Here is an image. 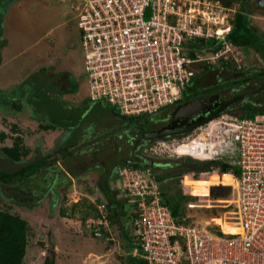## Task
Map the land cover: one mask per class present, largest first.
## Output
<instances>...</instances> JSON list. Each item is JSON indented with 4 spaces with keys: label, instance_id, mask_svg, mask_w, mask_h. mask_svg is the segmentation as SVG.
<instances>
[{
    "label": "rangeland",
    "instance_id": "rangeland-1",
    "mask_svg": "<svg viewBox=\"0 0 264 264\" xmlns=\"http://www.w3.org/2000/svg\"><path fill=\"white\" fill-rule=\"evenodd\" d=\"M81 5L82 0H0V54L3 57L0 65V128L10 133V124H23L19 133L24 136L31 153L22 161L39 152L38 149L32 150L33 144L39 145V141L35 143L34 140V134L41 131L39 128L35 130L37 124L54 127L48 133L44 130L41 133L40 141H44L41 145L48 146L41 147L43 155L52 151L51 154L57 156V152L66 142L56 144V141L65 136V130L73 132L75 129V134L69 136L71 144L76 142L70 150V156L58 159L57 166L44 169L41 174L27 181L0 184V209L19 214L27 220L31 228L23 264H42L46 256L52 257L55 264H131V261H135L130 257L125 229H122L121 233L111 226L113 240L109 242L108 239L93 236L84 225L87 219L83 218L85 204H92V208H87L89 217L97 212V200L101 199L97 196L100 192L96 185L100 171L99 168L93 167V163L104 161L107 169H112L115 162L119 163L128 154L131 142L133 145L135 142L132 138L128 140L121 137L117 130L120 122L126 118L114 116L112 109L104 101L91 102L88 99L89 86L84 70L80 30L77 27V15ZM252 7L253 11L261 8L258 4H252ZM261 20L249 21L245 25L251 35L257 34L256 29L261 31L258 38L260 44L264 45V20ZM1 47L4 48L2 53ZM189 48L195 54L206 55L208 52L207 44H192ZM15 53L21 54L14 58ZM236 60L238 65L235 64L237 67L240 65L244 77L264 71V60L250 47L244 46ZM203 64L209 66L211 71L217 68L206 62L194 63L189 68L198 75V82L206 87L205 84L218 75L209 69L207 72H201ZM208 72L210 74H206ZM62 76L69 81L68 91H64L59 83ZM238 77L240 76L237 75L236 78ZM19 79L23 82L20 83ZM189 86L191 83L187 87ZM227 87H231V92H224L226 89L223 88ZM199 88L201 89V86ZM209 90L223 92L222 99L259 90L252 97L243 100L262 104L264 78L258 76L236 88L232 83H225L222 78L219 85ZM12 103L19 104V110H22L23 114L19 116ZM166 110L168 109L151 117L154 124L160 125L163 119H166ZM240 110L241 103L233 105L220 115L237 118L241 117ZM18 117L34 119L37 124H30L26 119L28 124H25L20 122ZM220 117L218 116L217 120ZM10 118L12 123L9 122ZM125 132L127 134L131 130L127 129ZM82 133L97 135L76 140ZM98 136L112 140L110 148L117 149L120 146L124 153L116 158L107 157L109 159L101 153L97 158L89 160L91 156H87V153L93 151L91 142L98 140ZM4 144H10V140L6 139ZM144 146L136 155L143 159L142 153L148 150L149 146L156 150L145 159L153 161L156 165L153 172L162 178L159 182L162 191L174 201H180L182 217L225 232L237 229V224L231 217L236 191H232L220 202L204 199L222 195L226 191L221 188L228 187V180H222V176L205 169L212 166L211 164L190 157L177 158L172 153L167 154L168 149L173 148L170 143L166 148L162 145L158 147L152 142L148 147L145 144ZM22 161L15 163L4 158L0 160V170L12 172L23 163ZM130 163L136 165L135 162ZM107 172L110 176V169ZM82 194L95 200L92 202ZM116 199L117 197H114V200ZM77 203L81 204L73 206ZM61 208L66 210L68 216L59 215Z\"/></svg>",
    "mask_w": 264,
    "mask_h": 264
},
{
    "label": "built area",
    "instance_id": "built-area-1",
    "mask_svg": "<svg viewBox=\"0 0 264 264\" xmlns=\"http://www.w3.org/2000/svg\"><path fill=\"white\" fill-rule=\"evenodd\" d=\"M230 13L219 0H82L77 27L88 98L129 119H151L170 108L191 83L192 64L238 65L242 49L227 39ZM193 41L209 43L206 55H189ZM218 116L183 136L151 142L172 144L167 154L177 158L221 161L238 170V232L220 236L205 223L176 221L162 202L154 166L119 165L117 197L119 206L129 207V253L140 264H264V113ZM152 151L149 146L143 158ZM96 209L84 225L104 238L114 205L102 200Z\"/></svg>",
    "mask_w": 264,
    "mask_h": 264
},
{
    "label": "trees",
    "instance_id": "trees-1",
    "mask_svg": "<svg viewBox=\"0 0 264 264\" xmlns=\"http://www.w3.org/2000/svg\"><path fill=\"white\" fill-rule=\"evenodd\" d=\"M219 1L223 8L231 11L230 15L233 14L232 17L229 16V21L231 22L232 28H231L230 33L227 35V39L233 45L240 46L242 49L244 46L250 47L252 51L258 53L264 60V51H263L264 45L262 43L260 44V40L258 36L257 37L255 35L252 36L248 32L249 30L246 27L245 23H249V22L245 21V13H242L239 8V5L241 6V4L243 3V0H219ZM232 10H235V12H233ZM192 43L193 45H197V44L205 45V43H203L202 41H193ZM206 44L208 46L209 43H206ZM260 53H262L263 56ZM189 55L194 57L195 53H193V51H190ZM222 64L226 70L232 69L235 72L236 70L237 72L241 70V68L238 69V67L235 64V61L233 60L228 61L226 63L222 61ZM208 69L210 70L209 66L203 64L201 72H207ZM248 72H251V71H247V73ZM262 75H264V71L257 72L256 74H253V75L251 73V74L246 75L245 78H239L235 80L234 83L237 84L236 86H239V85L242 86L244 84L249 83V81L255 79L258 76L261 77ZM197 76L198 75L194 73L192 80L194 78H197ZM191 82L193 84V81ZM194 87H193V90L196 89V88L194 89ZM186 92L187 90L184 92V95L188 100L190 99V96L193 93H191L192 91L187 92V93ZM231 96L234 97L236 95H231ZM240 103H241V110H240L241 117L253 118L257 114L264 113V101L262 104L260 102L258 103L254 102L253 104V102H245V100L243 101L241 100L232 105L240 104ZM17 109H18L17 113L18 114L21 113L22 110L21 111L19 110L20 106H17ZM142 118L143 117H141V119ZM39 127H41V124L39 125ZM42 128H44L45 130H49L54 127L50 125H44ZM10 129H11L10 133L0 130V160L5 158L15 163L21 162L24 158L30 155L31 150L25 145V142L21 134L19 133L20 132L19 127L13 124L11 125ZM148 136L149 138H151L150 135ZM6 139H10L11 141L10 146L4 145V142ZM63 146H61L60 151L57 152L56 154L58 157L53 154L39 155V156L35 154L33 157H30L27 160L25 159V161H22L23 163H21V165L12 172L0 170V184H4V185L17 184L23 181H27L41 174L42 170L50 168L53 165H55V163L58 161V159H61V157L65 159L70 156L69 153H71L70 150L71 148L74 147V143L71 144L70 141H66V143ZM111 149H113V147ZM89 160H90V157H89ZM203 162H206V164L212 165L210 167H206L205 168L206 170H209V171L212 170L214 173L228 180V183H227L228 187L221 188L222 190L224 189L226 191L224 192V194L214 195L215 197H208V199H206L207 198L206 197L204 198L206 201L220 202L223 199H225L226 196L230 195L232 191H237L238 170L234 166L221 162V161H203ZM127 164H129V161L125 159H123L122 161L118 163V165H127ZM133 167H137V165H133ZM155 177L158 182L162 180V178L157 174H155ZM106 181L107 183H105ZM106 181H104L105 184L103 183L101 185L100 184L98 185L102 191H104V189L110 190V184H109L110 179ZM109 197L110 196L108 194V196L104 199V201L108 202L109 205L114 204L112 199ZM97 202L100 203L101 200H97ZM162 202L170 209L172 216L174 219H176V221L178 222L184 221L186 223L190 222L188 221V219H185L184 217L181 216L182 214L181 206L182 205L180 201H174L170 196L167 195L166 192L162 191ZM80 204L81 203H77V204H74L73 206H78ZM85 207L86 209L84 210L85 212L83 213V218L85 217L87 218V215H88L87 208H92V204L86 203ZM59 215L61 217L68 216L64 208H61L59 210ZM91 215L97 216L98 212H96L95 214L92 213ZM231 217L236 224L240 222V215H239V210L237 206V197L236 199L234 198L233 215ZM213 230H215L213 231L214 232L213 234L215 235H220V236L230 235L229 232H225L219 229H213ZM90 231L93 236H96V234L98 233L94 229ZM30 232H31V228L26 219L21 217L19 214L12 213L8 210L0 209V264H23V260H24L27 245H28L29 236L31 234ZM127 235H128V243L130 246L131 244L130 236L131 235L130 233ZM108 241L111 242L112 240H108ZM42 264H55V263L52 257L46 256ZM131 264H140V263L137 260H135L134 263H132L131 261Z\"/></svg>",
    "mask_w": 264,
    "mask_h": 264
},
{
    "label": "flooded vegetation",
    "instance_id": "flooded-vegetation-1",
    "mask_svg": "<svg viewBox=\"0 0 264 264\" xmlns=\"http://www.w3.org/2000/svg\"><path fill=\"white\" fill-rule=\"evenodd\" d=\"M260 1L261 0H258V4L260 3ZM212 71L216 72V75H218V76H216L217 78L215 77V79H213L211 82H209L208 84H205V85H207L206 87L203 86L204 84L199 83L197 78H194L195 80L194 79L192 80L193 84L191 82V85H193V86H189L186 89L187 92H191L192 91L191 93H193L190 96V99L187 100V98L184 95V97H182V99L179 102H177L176 104H174L173 106L168 108V110H166V113H167L166 116L167 117H166V119H163V121L161 122L160 125L154 124L153 119H149V118L131 119V121H129V122H125V121L122 120L120 122L121 125H119V128L117 129L119 131L120 136L123 137V138H126L128 140L132 138V141L135 142L134 145L131 142V148H130L128 154L126 155L127 157L124 156L125 160H128L129 162L130 161L131 162H135L136 165L149 164V165L154 166V170H155L156 165L153 162L152 163L149 162V161L145 162V160H146L145 158L142 159L141 156H137L136 155L137 151L141 152L142 148L144 147V144L147 145L148 143H150L152 141V139L149 138V136H148L149 134L155 133V132H160V131H163V130H166V129L181 128V127H187L189 125H192L194 122L200 121V120L204 119L206 116H208L211 113H213L217 108L222 106L228 100H231L234 97L238 96V95H236L234 97H231L230 99H222L223 92H217L216 93V92H213V91H211L209 89H213L216 85H219L220 80L222 78L225 79V83H232L233 85H235V88H236L237 84H235L234 81L239 79V78H245L242 75L243 72L241 70H239L238 72L236 70V72H235L232 69L231 70H226L225 68L219 69L217 67L216 70H212ZM212 71L210 70V72H212ZM210 72H208L206 74H210ZM237 75H239L240 77L236 78ZM261 78H264V75H262ZM199 86H201V89L199 88ZM249 86H251V85L249 84ZM193 87H194V89L195 88L196 89L193 90ZM223 89H226L224 92H231V87H227V88H223ZM195 99H202V100H204L207 103H212L213 106L208 108L207 111H205L197 119L190 120V119L185 118V117H183V118H174V115H175L176 111L182 105H184V104H186V103H188V102H190L192 100H195ZM239 101H241V100H239ZM239 101H237V102H239ZM242 101H243V99H242ZM234 103H236V102H234ZM232 106L233 105L228 106L224 111H227ZM127 129L131 130V132H128L126 134L125 130H127ZM189 132H191V131H189ZM82 134H83L82 138L89 137V135H87L85 133H82ZM184 134H186V133H184ZM183 135L182 134L181 135H170L169 137L183 136ZM98 137L99 138H98V140H96V142H92L93 151H89V153H88V156H91L90 160L97 158L99 156V154H101V153H104L106 158L107 157L110 158L111 156H114L116 158V157H119L118 155H120V154L122 155L124 153L122 151V147H120V146L117 149L113 148V150L110 148V145L112 144V140L103 139L100 136H98ZM169 137H167V138H169ZM142 143H144L143 146H141ZM139 148H140V150H138ZM109 158H107V159H109ZM103 160H105V158ZM93 164L97 165V162L93 163ZM114 164H115L114 165L115 167L114 168L112 167L110 176L107 175V174H109V172H105L104 169L100 171V169H99L100 172L98 174V179H97L96 185L97 186L99 184L101 185V184L104 183V181H106L108 179H110V183L112 181L109 191L107 189H104V191H102L101 188H99V186L97 188H98L100 194L102 193V198H104V199L108 196V194L111 193V191H113V193H111V195L113 197L109 195L110 196L109 198H111L112 201H115V203L113 204L114 205V209H112L111 215H110V217H111L110 221L111 222H110V227L109 228H111V226H113V227H115V229H117V230H119V232H121V230H120L121 228L125 229V230H126V228L128 229V226H124L123 222H122L123 220H126V218L128 217V213L122 211L121 209H122L123 206L122 207L119 206V202L114 200V197H116V195H117V189H116L117 188V184H115L117 179L114 176V170H115V168L117 166H119L118 163H116V162ZM54 166H57V164L55 163ZM64 172H65V170H63V173ZM105 173H106V175H105ZM104 176H106V178H104ZM223 179H225V178H223ZM105 183H107V181ZM216 183H217V181H216ZM120 212H121L122 216L118 215ZM111 236H112V240H113V234L112 233H111Z\"/></svg>",
    "mask_w": 264,
    "mask_h": 264
},
{
    "label": "crops",
    "instance_id": "crops-1",
    "mask_svg": "<svg viewBox=\"0 0 264 264\" xmlns=\"http://www.w3.org/2000/svg\"><path fill=\"white\" fill-rule=\"evenodd\" d=\"M252 4L254 5V4H258V0H243V3L241 4V6L239 5V8H240V10H241V12L242 13H245V21H247V22H249V21H262L261 19H263L264 20V4L262 3H259L258 5L261 7V8H259L257 11H253V7H252ZM237 7H238V5H237ZM233 12H235V10H232ZM231 17L233 16V14L232 15H230ZM252 27V26H251ZM256 33L257 34H253V35H255L256 37L258 36H260L261 35V31H259V30H257L256 29ZM252 35V36H253ZM5 45H3V47H4ZM3 47H1V53H2V48ZM238 47H240V46H238ZM241 48V47H240ZM4 49V48H3ZM242 49V48H241ZM20 54L21 53H15L13 56H14V58H16L17 56L19 57L20 56ZM8 61H9V58L5 61L6 63H8ZM2 62H3V57H2V54H0V65H2ZM25 75V74H24ZM21 76V75H20ZM21 77H23V76H21ZM61 82H59L60 84H61V86H62V89L64 90V91H68L69 90V81L67 80V78L66 77H61ZM25 80V79H24ZM19 82L21 83V82H23L22 80H20L19 79ZM22 95V94H21ZM12 105V107H13V109H15V110H18L17 109V106H20L19 104H16V103H12L11 104ZM113 112V111H112ZM22 113V112H21ZM21 113H19V116L21 115ZM114 113V112H113ZM18 114V113H17ZM23 114V113H22ZM24 114H26V113H24ZM112 114V113H111ZM112 115H114V114H112ZM114 116H116V114L114 115ZM27 120V118H20V117H18V120L20 121V122H24L25 124H28L27 122H26V120ZM32 119V118H31ZM12 121L13 120H11V118H10V120H9V122H11L12 123ZM27 121H29V123L30 124H37V122H36V120H27ZM34 121V122H33ZM14 124L16 125L17 124V126L19 127V129H21L22 127H21V125H23V124H18V123H15L14 122ZM39 125L40 124H37V127L35 128V130L36 129H41V131L39 132V131H37L34 135V140H35V143L37 142V141H39V145H36V144H33L34 145V149H32V150H35V149H38V156L39 155H43V154H41L42 153V151H41V147L42 148H46V147H48L47 145H41V143L42 142H44V141H40V138H41V136H42V134L41 133H43V130H44V132L45 133H48V131L49 130H51V129H49V130H45L44 128H42L44 125L43 124H41V127H39ZM10 126H11V124H10ZM29 126V125H28ZM0 130H2L1 128H0ZM75 130V129H74ZM74 130H73V132H74ZM3 131V130H2ZM66 131V133H65V136L62 138V139H60L59 141L57 140L56 141V144H59V143H65L66 141H70L69 140V136H71L72 134H75V132L73 133V132H71L70 130H65ZM4 132H6V131H4ZM50 132V131H49ZM37 134V135H36ZM80 134V133H79ZM22 135V134H21ZM92 135H93V133H92ZM92 135H89V137H91ZM95 136L97 135V134H94ZM76 136H77V134H76ZM82 136H83V134H81L80 136H79V138H76V140H81V138H82ZM22 138H23V140H24V142H25V145L27 146V147H29L28 145H27V142L25 141V138H24V136H22ZM86 137H84V138H82V139H85ZM10 140V139H9ZM75 140V141H76ZM96 142V141H95ZM76 142H74V144H75ZM92 143V142H91ZM5 145V144H4ZM11 145V141H10V144H7L6 146H10ZM130 148H131V146H130ZM40 149V150H39ZM113 150V149H112ZM111 150V151H112ZM45 151V150H44ZM52 152V151H51ZM51 152L49 153V151H48V153H46V154H44V155H47V154H51ZM113 152V151H112ZM36 153H34V155H35ZM33 155V156H34ZM115 155V154H114ZM3 160V159H2ZM101 163V164H100ZM105 162L104 161H99V162H97V165H95V166H93V167H95V168H99L100 169V171L101 170H105V172H107V170L108 169H110V172H111V168L109 167L108 169H107V167H106V165L104 164ZM115 165V164H114ZM113 165V168L115 167ZM92 167V168H93ZM91 168V169H92ZM111 183H112V181H111ZM115 184H117V180H116V183ZM109 191V190H108ZM115 192V191H114ZM86 193V192H85ZM110 193V192H109ZM111 193H113V191H111ZM111 193L109 194L110 196H112L111 195ZM80 195H81V193H80ZM116 195V194H115ZM82 196H84L85 198H88L89 200H91L92 202L95 200H92V199H90V197H89V195H83L82 194ZM97 196L98 197H101V201L102 200H104V199H102V193L100 194V193H98L97 194ZM116 197H117V195H116ZM117 199H118V197H117ZM116 199V201H118L119 202V204H121V203H123V201L122 200H120V199H118L117 200ZM114 203H115V201H113ZM122 210V209H121ZM122 211H124V212H126L127 213V211H125V210H122ZM118 215H120V216H122V214H121V212L118 214ZM93 216V215H92ZM95 216V215H94ZM121 230V232L123 233V231H122V228L120 229Z\"/></svg>",
    "mask_w": 264,
    "mask_h": 264
},
{
    "label": "water",
    "instance_id": "water-1",
    "mask_svg": "<svg viewBox=\"0 0 264 264\" xmlns=\"http://www.w3.org/2000/svg\"><path fill=\"white\" fill-rule=\"evenodd\" d=\"M260 3L264 4V0H261ZM261 90V89H259ZM259 90L257 91H252L249 93H245V94H241L238 95L236 97H234L231 100H228L227 102H225L222 106H220L219 108H217L213 113H211L210 115L206 116L204 119L194 122L192 125H189L187 127H181V128H172V129H166L160 132H155V133H151L149 134L151 139L156 140V139H162V138H167L170 135H183L184 133H187L209 121H211L212 119L216 118L218 115H220L228 106L234 104V102H237L239 100L242 99H247L252 97L253 95H255V93L259 92ZM213 104L212 103H207L202 99H195L192 100L184 105H182L175 113L174 118H188L190 120L193 119H197L199 116H201L205 111H207L208 108L212 107ZM125 118V117H122ZM126 122L129 121V119H125ZM122 210L128 211L129 207H127L126 205H124L122 207ZM123 225L127 226V220H123ZM126 232L127 234H129L128 229L126 228ZM110 233H104L103 237L109 239L110 238Z\"/></svg>",
    "mask_w": 264,
    "mask_h": 264
},
{
    "label": "clouds",
    "instance_id": "clouds-1",
    "mask_svg": "<svg viewBox=\"0 0 264 264\" xmlns=\"http://www.w3.org/2000/svg\"><path fill=\"white\" fill-rule=\"evenodd\" d=\"M231 28H232V26H231ZM89 99V98H88ZM90 100V99H89ZM92 102V101H91ZM110 107V106H109ZM111 108V107H110ZM112 109V108H111ZM113 111V110H112ZM127 119H129V118H127ZM124 121V120H123ZM129 121H131V119H129ZM128 121V122H129ZM135 121V120H134ZM126 122V121H125ZM162 139H165V138H162ZM153 140V139H152ZM111 235V234H110ZM104 239H107V238H104ZM108 240H110V238L108 239ZM112 240V239H111Z\"/></svg>",
    "mask_w": 264,
    "mask_h": 264
},
{
    "label": "bare ground",
    "instance_id": "bare-ground-1",
    "mask_svg": "<svg viewBox=\"0 0 264 264\" xmlns=\"http://www.w3.org/2000/svg\"><path fill=\"white\" fill-rule=\"evenodd\" d=\"M227 232V231H226ZM229 233H237L238 231H237V229H235L234 231L232 230H230V231H228Z\"/></svg>",
    "mask_w": 264,
    "mask_h": 264
}]
</instances>
